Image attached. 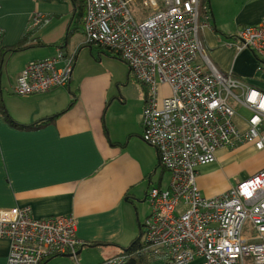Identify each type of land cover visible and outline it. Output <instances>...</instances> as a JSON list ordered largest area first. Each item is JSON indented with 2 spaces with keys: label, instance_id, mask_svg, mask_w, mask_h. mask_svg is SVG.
I'll return each mask as SVG.
<instances>
[{
  "label": "built area",
  "instance_id": "built-area-1",
  "mask_svg": "<svg viewBox=\"0 0 264 264\" xmlns=\"http://www.w3.org/2000/svg\"><path fill=\"white\" fill-rule=\"evenodd\" d=\"M140 2L148 11L142 18L134 15L132 0H84L83 16L85 43L119 57L146 88L141 139L169 174L166 188L147 191L151 213L141 226L140 242L163 254L168 264H264V168L212 198L197 185L198 168L213 163L220 148L252 144L264 151V94L221 73L209 60L200 35L210 23L205 0ZM40 23L41 16L31 22ZM235 38L237 51H251L264 66V18L244 26ZM72 69L73 58L58 49L52 57L27 63L12 93L32 96L67 88ZM233 90L241 91L251 111L246 133L232 123L235 111L228 98ZM246 221L253 236H242ZM76 223L67 215L36 218L26 205L0 210L7 264H43L58 256L76 260L83 245ZM125 263L118 254L99 264Z\"/></svg>",
  "mask_w": 264,
  "mask_h": 264
},
{
  "label": "crops",
  "instance_id": "crops-1",
  "mask_svg": "<svg viewBox=\"0 0 264 264\" xmlns=\"http://www.w3.org/2000/svg\"><path fill=\"white\" fill-rule=\"evenodd\" d=\"M207 1L210 23L200 35L209 60L221 73H230L264 94V66L251 51L239 52L233 46L240 29L264 18V0ZM36 16H41V23L33 26ZM30 31L43 46L26 51L36 49L46 59L62 49L73 58L70 84L44 94L20 96L14 104L6 101L7 113L20 124H30L74 103L54 124L38 130H18L0 117V210L26 205L36 218L73 216L76 237L83 243L76 260L58 256L43 264H99L118 255L140 235L151 213L147 191L164 189L169 182L157 152L141 139L145 90L134 78H112L86 62L88 53L93 57L94 49L100 54L104 49L85 43L83 18L73 13L71 0H0L1 48L15 45ZM67 33L66 43L60 46ZM33 57L24 59L16 70L7 68L5 58L2 71L5 65L7 82L13 77L10 93L24 66L37 61L28 59ZM1 77L2 72V99ZM232 95L228 98L235 111L232 123L246 133L251 111L240 90H233ZM250 161L254 165L249 172L263 169L264 151L252 144L220 148L213 163L197 170L200 193L212 198L226 192L236 185L238 171L232 165ZM221 173L227 182H216ZM133 199L139 202L134 204ZM7 254L8 243L0 240V264H7ZM147 264L168 263L159 259Z\"/></svg>",
  "mask_w": 264,
  "mask_h": 264
},
{
  "label": "rangeland",
  "instance_id": "rangeland-1",
  "mask_svg": "<svg viewBox=\"0 0 264 264\" xmlns=\"http://www.w3.org/2000/svg\"><path fill=\"white\" fill-rule=\"evenodd\" d=\"M133 3L131 5V8L134 12V15L137 18H142L143 15L145 16L148 11H144L142 4L140 2V0H132ZM36 49L35 50H29V51H23V52H19V53H15L10 55L9 57H7L6 59V66L7 68L16 70L20 67H22L24 59H26L27 57H33V58H28L29 60H41L42 58L38 56V54L36 53ZM88 52V51H87ZM39 57V58H38ZM91 58V59H90ZM92 60V61H91ZM91 63L93 69L98 72V73H110L112 78H128V77H132L129 76V69L128 66L126 65V63L124 61H122L121 59H119L118 57L114 56V54L112 55L111 52H109L108 50H103V53H98L97 50H93V57H91V55L88 53V58L87 61ZM2 87H3V94H2V99H3V103H5L6 101H8L10 104H14L19 98L20 96L15 95L13 93H10V85L13 84V80L11 78L13 77H8L10 79L9 82H7V77H6V73H5V65L2 71ZM75 88V84H73L72 89ZM163 92H167V88L165 86H163L162 88ZM65 94L68 95V93L65 91ZM254 162L250 161L247 165L243 164H239V165H232L233 168L236 167L235 171H238V174H245L244 177H248L250 175H252L253 173L249 172V167L253 166ZM248 166V167H247ZM255 173V172H254ZM231 175H234L232 173H229ZM235 174L234 176H236L234 183H238L239 181H241L242 179H244V177H241V175ZM217 181H225L226 180V175L221 173L219 175H216V182ZM233 181V180H232ZM253 230L251 228V225L249 224L248 221H246L243 225V229H242V236L244 237H250L253 236ZM247 262L249 263V260H247Z\"/></svg>",
  "mask_w": 264,
  "mask_h": 264
},
{
  "label": "trees",
  "instance_id": "trees-1",
  "mask_svg": "<svg viewBox=\"0 0 264 264\" xmlns=\"http://www.w3.org/2000/svg\"><path fill=\"white\" fill-rule=\"evenodd\" d=\"M205 2L208 4L207 0H205ZM71 3L73 6V13L78 18L79 17L83 18V16H84V0H71ZM68 35H69V33H67V36L63 39V42L60 46H63L66 43V41L68 39ZM32 37H33L32 31L25 32V33H23V35L20 37V39L18 40V42L15 45H13L11 47L1 48V51H0V75L2 72V65L4 63V60L8 55L23 52V51H26L28 49L34 48V47H42L43 46L39 41H36ZM129 76H131L130 71H129ZM128 78H130V77H128ZM131 78H133V77H131ZM141 87L145 90V96H146V94H147L146 88H144L143 86H141ZM73 103H74V101H71L64 110H62L61 112L56 113L54 115L43 117V118L38 119V120H36L30 124H20V123L16 122L15 120H13L9 116V114L7 113V111L4 107V104L2 102L1 92H0V117H2L4 119V121L9 126L16 128L18 130H26V131L38 130V129H41L47 125L54 124L56 119L62 114V112L69 109L73 105ZM111 145H115V144H111ZM94 245H96V244H94ZM119 254L126 257V263L125 264H147L151 261H155V260H159V259L166 260L165 256L163 254H155L154 252H151L145 246H143L140 242V235L138 237H136L130 243V245L127 248L122 249Z\"/></svg>",
  "mask_w": 264,
  "mask_h": 264
},
{
  "label": "water",
  "instance_id": "water-1",
  "mask_svg": "<svg viewBox=\"0 0 264 264\" xmlns=\"http://www.w3.org/2000/svg\"><path fill=\"white\" fill-rule=\"evenodd\" d=\"M131 201H133L134 204L139 202V201L136 200V199H133V200H131ZM76 255H77V254H76ZM62 257L71 258V256H62Z\"/></svg>",
  "mask_w": 264,
  "mask_h": 264
}]
</instances>
